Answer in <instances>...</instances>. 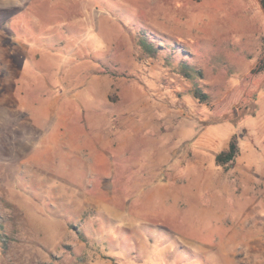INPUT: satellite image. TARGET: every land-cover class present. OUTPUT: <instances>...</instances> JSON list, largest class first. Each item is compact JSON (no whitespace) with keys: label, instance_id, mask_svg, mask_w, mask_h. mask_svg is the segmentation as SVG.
Wrapping results in <instances>:
<instances>
[{"label":"rangeland","instance_id":"374dc122","mask_svg":"<svg viewBox=\"0 0 264 264\" xmlns=\"http://www.w3.org/2000/svg\"><path fill=\"white\" fill-rule=\"evenodd\" d=\"M263 62L258 0H0V264H264Z\"/></svg>","mask_w":264,"mask_h":264},{"label":"trees","instance_id":"16d2710c","mask_svg":"<svg viewBox=\"0 0 264 264\" xmlns=\"http://www.w3.org/2000/svg\"><path fill=\"white\" fill-rule=\"evenodd\" d=\"M258 2H259L260 9L264 13V0H258ZM139 45L142 48L143 53L146 56H148L149 58H155L160 53L159 48H156L155 45H153L152 43H148L146 41H141L139 43ZM261 69H264V62L261 66ZM179 71H180V74L184 78L189 79V80H193L197 77H201V75H202L201 70L196 69L194 66L189 64V62L187 60L184 62H181L180 66H179ZM193 95L201 103H204L209 99V96L206 94H203V92L199 88H195L193 90ZM237 153H238L237 146L235 143H232V144H230L229 150L227 152L222 153V154L217 156L216 162L220 166L221 165H228L235 160ZM1 228H2V226L0 225V229Z\"/></svg>","mask_w":264,"mask_h":264}]
</instances>
